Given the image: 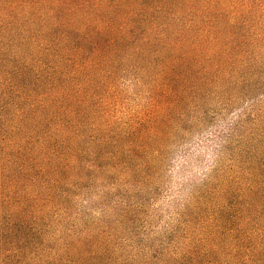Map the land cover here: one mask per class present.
I'll return each mask as SVG.
<instances>
[{
	"label": "trees",
	"instance_id": "obj_1",
	"mask_svg": "<svg viewBox=\"0 0 264 264\" xmlns=\"http://www.w3.org/2000/svg\"><path fill=\"white\" fill-rule=\"evenodd\" d=\"M261 82L264 0H0V264H264V171L155 248L112 231L170 134Z\"/></svg>",
	"mask_w": 264,
	"mask_h": 264
},
{
	"label": "rangeland",
	"instance_id": "obj_2",
	"mask_svg": "<svg viewBox=\"0 0 264 264\" xmlns=\"http://www.w3.org/2000/svg\"><path fill=\"white\" fill-rule=\"evenodd\" d=\"M228 95L234 97L233 101L224 106L215 99L203 103L208 112L200 121L196 122V114L192 113L189 122L182 124L184 126L177 132L173 131L167 144L161 147L150 178L135 190L126 191L125 198L130 193L131 202L137 210L134 218L120 230L116 231V227H112L118 239H127L131 245L138 247L150 244L155 248L161 240L169 237L173 228L184 221V215L190 209L203 206L211 199L223 207H237L250 194L253 173L264 171V121H258L259 116L264 115V82L255 87L229 89ZM257 121L263 133L256 128ZM232 128L234 131H231ZM209 134L212 139L217 136L219 142L215 166L200 184L190 186V197L182 206L176 205L175 221H166L163 230L153 235V230L160 225L166 214V200L170 195L168 170L174 160L177 175H183L202 163ZM104 196L107 213H112L111 206L116 197L109 191H105ZM84 199L80 197L76 206L95 216L93 212L98 211L101 202L93 197H89L87 202ZM98 217L95 216L96 219Z\"/></svg>",
	"mask_w": 264,
	"mask_h": 264
},
{
	"label": "clouds",
	"instance_id": "obj_3",
	"mask_svg": "<svg viewBox=\"0 0 264 264\" xmlns=\"http://www.w3.org/2000/svg\"><path fill=\"white\" fill-rule=\"evenodd\" d=\"M219 147L217 136L212 139L209 134V142L204 150L202 157V163L198 166L191 168L190 171L183 175H177L175 169V160L173 161L172 167L168 170L167 175L169 177V190L170 195L166 200V214L160 225L155 228L152 232L153 235L159 233L166 226L165 222H174L176 218V205L182 206L183 202L190 197L191 185H198L204 179H206L212 168L215 166V160L217 158L216 149ZM93 215L99 216V211L93 212Z\"/></svg>",
	"mask_w": 264,
	"mask_h": 264
}]
</instances>
